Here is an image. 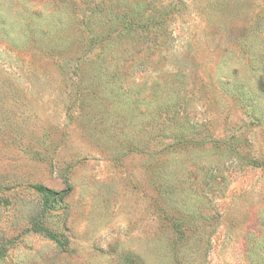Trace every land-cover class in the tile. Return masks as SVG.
Listing matches in <instances>:
<instances>
[{
  "label": "rangeland",
  "instance_id": "374dc122",
  "mask_svg": "<svg viewBox=\"0 0 264 264\" xmlns=\"http://www.w3.org/2000/svg\"><path fill=\"white\" fill-rule=\"evenodd\" d=\"M0 264H264V0H0Z\"/></svg>",
  "mask_w": 264,
  "mask_h": 264
},
{
  "label": "trees",
  "instance_id": "16d2710c",
  "mask_svg": "<svg viewBox=\"0 0 264 264\" xmlns=\"http://www.w3.org/2000/svg\"><path fill=\"white\" fill-rule=\"evenodd\" d=\"M34 188L37 189L43 196L44 206H43V214H46L47 211L51 210L53 208L54 203L61 202L67 195V190L62 191H54L45 185L42 184H36L34 185ZM42 231L45 232V234L54 239L59 244H62V241L58 238L57 234L51 230H48L46 228H41Z\"/></svg>",
  "mask_w": 264,
  "mask_h": 264
}]
</instances>
